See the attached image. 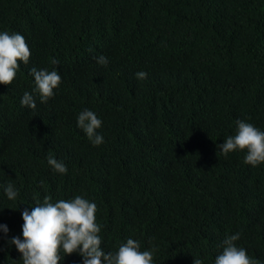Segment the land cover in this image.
<instances>
[{"label":"trees","instance_id":"trees-1","mask_svg":"<svg viewBox=\"0 0 264 264\" xmlns=\"http://www.w3.org/2000/svg\"><path fill=\"white\" fill-rule=\"evenodd\" d=\"M2 32L31 56L0 84V264H23L9 241L23 239L25 209L76 196L96 204L105 253L133 239L152 264H215L238 233L264 264V163L219 147L237 121L264 132V0H0ZM33 67L61 76L46 103ZM84 110L102 120L98 146L78 126Z\"/></svg>","mask_w":264,"mask_h":264},{"label":"clouds","instance_id":"clouds-1","mask_svg":"<svg viewBox=\"0 0 264 264\" xmlns=\"http://www.w3.org/2000/svg\"><path fill=\"white\" fill-rule=\"evenodd\" d=\"M31 56L25 38L19 34L0 33V84L11 85L16 78L19 62L25 65ZM97 63L106 66L107 57L101 55L96 58ZM53 64L58 61L53 60ZM33 75L36 92L40 95L41 103H46L54 95V89L61 83V76L57 70H30ZM138 79H146V72H138ZM21 104L31 109L37 105L34 96L25 92ZM78 126L84 130L94 145L102 144L103 137L96 133L102 126V120L91 110H84L78 116ZM223 154L227 155L236 150H246L244 161L246 164L257 166L264 163V132L254 125L244 121H237V133L229 136L219 145ZM48 164L58 173L66 174L68 169L62 161L51 156ZM9 200H15L18 192L9 184L5 189ZM51 197H45L43 203L37 201L31 212H22V236L13 237L10 245H15L23 264H58L65 256L78 253L83 257V264H152L153 252L140 251L138 241L128 239L119 246L118 251L105 253L102 240L98 235L101 226L96 223L97 206L87 199L76 196L71 200L50 202ZM0 229L7 235V225H0ZM239 234L227 237L223 241V251L215 259V264H260L259 260L251 259L246 250L234 243ZM61 250L65 254L60 256ZM194 264H203L195 259Z\"/></svg>","mask_w":264,"mask_h":264}]
</instances>
